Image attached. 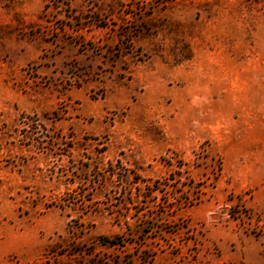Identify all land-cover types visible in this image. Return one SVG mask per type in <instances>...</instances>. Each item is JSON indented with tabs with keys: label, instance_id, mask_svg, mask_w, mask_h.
<instances>
[{
	"label": "rangeland",
	"instance_id": "obj_1",
	"mask_svg": "<svg viewBox=\"0 0 264 264\" xmlns=\"http://www.w3.org/2000/svg\"><path fill=\"white\" fill-rule=\"evenodd\" d=\"M246 122L264 0H0V264H264Z\"/></svg>",
	"mask_w": 264,
	"mask_h": 264
},
{
	"label": "crops",
	"instance_id": "obj_2",
	"mask_svg": "<svg viewBox=\"0 0 264 264\" xmlns=\"http://www.w3.org/2000/svg\"><path fill=\"white\" fill-rule=\"evenodd\" d=\"M226 149L235 154L226 172L232 187L241 190L260 186L264 181V122L241 123L240 129L232 132Z\"/></svg>",
	"mask_w": 264,
	"mask_h": 264
},
{
	"label": "trees",
	"instance_id": "obj_3",
	"mask_svg": "<svg viewBox=\"0 0 264 264\" xmlns=\"http://www.w3.org/2000/svg\"><path fill=\"white\" fill-rule=\"evenodd\" d=\"M102 239H103V243H104V244H112V245H114V244L117 243V242H115L114 240H109V239L106 238V237H103Z\"/></svg>",
	"mask_w": 264,
	"mask_h": 264
}]
</instances>
